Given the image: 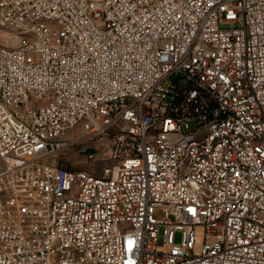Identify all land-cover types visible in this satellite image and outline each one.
<instances>
[{
  "label": "built area",
  "instance_id": "2783aa9c",
  "mask_svg": "<svg viewBox=\"0 0 264 264\" xmlns=\"http://www.w3.org/2000/svg\"><path fill=\"white\" fill-rule=\"evenodd\" d=\"M0 162V264H264V0H0Z\"/></svg>",
  "mask_w": 264,
  "mask_h": 264
},
{
  "label": "rangeland",
  "instance_id": "374dc122",
  "mask_svg": "<svg viewBox=\"0 0 264 264\" xmlns=\"http://www.w3.org/2000/svg\"><path fill=\"white\" fill-rule=\"evenodd\" d=\"M57 143L59 149L56 157L73 171L101 176L103 170L110 165L107 158L111 140L107 137H94L79 128ZM2 166L0 162V169ZM156 217L162 218V213L157 211ZM177 242H180V236L177 237Z\"/></svg>",
  "mask_w": 264,
  "mask_h": 264
},
{
  "label": "snow or ice",
  "instance_id": "6c2138e0",
  "mask_svg": "<svg viewBox=\"0 0 264 264\" xmlns=\"http://www.w3.org/2000/svg\"><path fill=\"white\" fill-rule=\"evenodd\" d=\"M129 250H131V242H130V247H129Z\"/></svg>",
  "mask_w": 264,
  "mask_h": 264
}]
</instances>
